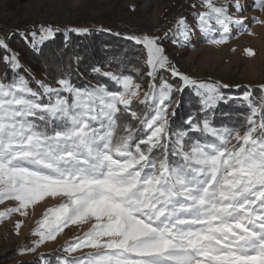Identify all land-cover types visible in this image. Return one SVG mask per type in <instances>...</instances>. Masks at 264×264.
I'll return each instance as SVG.
<instances>
[{"label":"snow or ice","instance_id":"6c2138e0","mask_svg":"<svg viewBox=\"0 0 264 264\" xmlns=\"http://www.w3.org/2000/svg\"><path fill=\"white\" fill-rule=\"evenodd\" d=\"M199 8L194 24L179 17L163 37L125 34L139 46L140 63L132 65L127 50L113 53L90 66L103 78L96 83L75 82L79 54L67 64L54 60L37 80L10 37H0V205L14 202L0 221L59 200L21 255L76 226L82 235L62 246L65 255H41L42 264H264V84L258 93L248 85L240 96L226 95L227 84L180 71L164 43L194 46L199 33L221 46L254 33L241 0H200ZM255 8L264 13V0ZM69 31L91 34L68 29L65 47ZM59 32L41 25L19 35L42 53ZM185 90L196 106L177 123ZM230 100L247 111L218 112ZM15 227L18 234L21 222Z\"/></svg>","mask_w":264,"mask_h":264},{"label":"rangeland","instance_id":"374dc122","mask_svg":"<svg viewBox=\"0 0 264 264\" xmlns=\"http://www.w3.org/2000/svg\"><path fill=\"white\" fill-rule=\"evenodd\" d=\"M214 2L220 5L224 0ZM241 3L246 8L245 23H249L254 35H240L221 46L208 44L199 33L193 38L194 46L186 48L164 41L167 54L180 71L195 79L221 81L229 86L254 88L264 84V25L250 23L253 18L264 20V13L255 8V0H241ZM192 4L197 8H192ZM199 5L200 0H0V24L5 27L0 28V37H7L8 28L21 33L38 31L41 25L58 27L63 34L71 28L96 31L103 28L111 29L114 34L147 33L163 37L179 17H186L194 24V13L203 10ZM71 35L76 34L69 31L68 38ZM248 48L256 52L254 57L245 54ZM58 203L59 200L48 198L29 209L26 217L15 214L0 221V264H42L41 255H65L60 251L62 246L82 235L76 226L66 228L35 253L20 254L21 249L33 247L38 239L30 233L44 211ZM13 204L5 202L0 205V211ZM17 222H21L18 234Z\"/></svg>","mask_w":264,"mask_h":264},{"label":"trees","instance_id":"16d2710c","mask_svg":"<svg viewBox=\"0 0 264 264\" xmlns=\"http://www.w3.org/2000/svg\"><path fill=\"white\" fill-rule=\"evenodd\" d=\"M0 28L5 29L1 24ZM89 30L91 34L87 36L71 35L68 38L67 47H65L64 34L59 32L53 40L45 43L42 53L33 51L29 45L21 39L19 35L20 32L16 30L8 28L9 33L7 37H10L8 40L9 45L11 49L19 55L24 68L28 69L32 76L37 80H45L46 74L50 70L49 66L54 60L58 62L62 58L64 63L67 64L69 62V57L75 54H79L82 57L79 66V71L82 76L75 80L78 84L88 81L96 83L97 79H103L95 77L90 71V66L105 61L113 53L124 52L127 50V55L131 64L138 65L140 63V60L137 59L138 56H142L139 46L132 44L130 41L124 40V35L121 34L120 36H117L112 32H102L94 29ZM3 54V51L0 50V56ZM4 70L5 65L0 62V74H2ZM46 82L51 81L46 80ZM144 84L146 86V79ZM244 90V86H241L240 88H237V86H229L227 89H224V92L226 95L237 97L242 95ZM253 90L258 93L259 87H254ZM183 99L185 103L179 110V116L176 118L177 123L180 122V117L186 116L188 112L196 106L194 103V97L189 90H185L183 93ZM219 111L244 113L247 111V108L238 106L235 100H230L227 104H220L218 107V112Z\"/></svg>","mask_w":264,"mask_h":264}]
</instances>
